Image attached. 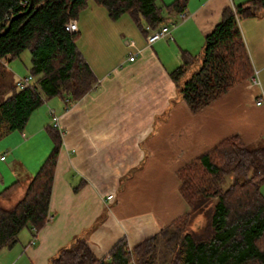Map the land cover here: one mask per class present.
Wrapping results in <instances>:
<instances>
[{"label":"crops","instance_id":"0c3cea01","mask_svg":"<svg viewBox=\"0 0 264 264\" xmlns=\"http://www.w3.org/2000/svg\"><path fill=\"white\" fill-rule=\"evenodd\" d=\"M244 1L188 0L186 19L165 23L177 22L172 38L149 44L129 14L113 19L106 7L88 0L76 18L77 45L96 84L69 105L50 98L40 106L46 105L41 120L35 119L37 108L11 157L25 165L29 181L53 147L47 131L53 109L62 141L52 218L37 233L22 229L17 242L0 251V264H49L78 237H85L99 258L108 257L122 238L131 249L189 211L180 192L182 167L233 134L246 144L264 139V101L257 103L264 93V13L239 20L259 84L245 80L193 112L170 77L183 52H202L224 8ZM125 36L130 37L126 49ZM131 54H136L133 61ZM43 134L49 143L44 148L34 142ZM6 160L7 154L0 160V187L5 188L20 181ZM109 194L114 198L106 200Z\"/></svg>","mask_w":264,"mask_h":264},{"label":"trees","instance_id":"16d2710c","mask_svg":"<svg viewBox=\"0 0 264 264\" xmlns=\"http://www.w3.org/2000/svg\"><path fill=\"white\" fill-rule=\"evenodd\" d=\"M94 1L106 7L113 19L129 14L147 35L175 19L188 0L167 4L159 0ZM87 4L88 0H0V138L23 130L46 98L59 97L69 105L66 98L76 101L96 84V76L77 45V31L66 29ZM261 13L264 0L225 7L220 21L205 36L202 52L197 56L182 53L181 63L170 77L190 110H201L254 75L239 20ZM27 49L36 80L32 87L19 89L4 80L2 61ZM47 131L52 150L23 194L11 205H4L21 184L19 180L0 192V251L12 247L22 229L38 232L47 222L62 141L58 128L48 125ZM178 177L190 209L159 233L131 249L122 238L103 258L94 254L85 237H78L51 257L49 264H264V196L260 190L264 139L246 144L233 134L182 167ZM209 205L204 224L186 230L184 224Z\"/></svg>","mask_w":264,"mask_h":264},{"label":"rangeland","instance_id":"374dc122","mask_svg":"<svg viewBox=\"0 0 264 264\" xmlns=\"http://www.w3.org/2000/svg\"><path fill=\"white\" fill-rule=\"evenodd\" d=\"M171 1L172 0H159L158 3L162 4L164 2L168 3ZM129 38L130 37H128V36L121 38V41H123V43H124V49H126L125 47H127L125 42L127 40L129 41L130 40ZM77 41H78V38L76 39V42ZM119 45H120V43H119ZM2 62L6 68L5 74L3 75L5 78L4 80H6V81H12L15 83V80H17L19 78L32 75L31 74V53L28 49L24 50L19 56L15 57L11 60H7V65H6V63H4V61H2ZM254 76H255V73L250 79L252 80ZM35 80H36V78L33 76L32 82L34 83ZM56 98H59V97H56ZM46 101L50 102V99L46 98L45 102ZM42 105H40V106H42ZM40 106L38 107L39 110H36V114H35V119H37V120H41L42 116H41L40 112L41 111L43 112L46 109V105H44L42 108H40ZM44 135L46 137V134H43V137L39 135V136H37L36 140H34V142L37 143V145L39 147L42 146L43 148L46 146V144H47V146L49 144L48 142L46 143V141L44 140ZM21 138H22V133L20 130L12 131V132H10V134H7L6 136L0 138V155L1 154H7V160L5 162L9 163V164L12 163V166L14 167V169H10V171L12 172L13 170H15V173L18 175V179H20V181H21V184L12 192L11 198L7 201H4V205H6V206L11 205L13 202H15V200H17V198H19L23 194V192L25 190V186L28 183V181H26L24 174H23V171H25V168H24L25 165L21 161H19L18 163H15L16 160H14L12 162L13 158H11L13 156V149L15 148L16 145L19 144L18 142L20 141ZM50 148H52V146ZM26 155H27V157L28 156L31 157L32 152L29 151L26 153ZM48 155H49V153H48ZM24 158H26V157H24ZM230 180H231V178L229 176L226 179V184L228 182H230ZM0 184H1V181H0ZM4 188H5L4 186L0 187V192ZM260 190H261L262 195L264 196V181L261 183ZM214 202L215 201L212 200L211 204H213ZM210 209L211 208L209 205L205 208V210L202 212L201 215L197 216L194 219H190V221H188L186 223L184 222L185 223L184 224L185 229L188 231H191L193 228L199 229V227L197 228V226H202L204 224V222L208 219ZM160 246H161V243H160L159 247ZM159 251H161V250H159Z\"/></svg>","mask_w":264,"mask_h":264},{"label":"built area","instance_id":"2783aa9c","mask_svg":"<svg viewBox=\"0 0 264 264\" xmlns=\"http://www.w3.org/2000/svg\"><path fill=\"white\" fill-rule=\"evenodd\" d=\"M23 4H25V1H23ZM186 17H187V13L184 11H182L178 14L179 20H184V19H186ZM7 19H8V16H6L4 20L7 21ZM176 24H177V22H173L170 24H163L160 27H158L157 29L151 30L146 35L147 42L149 44H152L153 42H155L159 39H162V38H172L171 29H172V27L176 26ZM66 29L70 32H76L78 30L77 21L76 20H70L66 24ZM135 57H136V54H131L128 59L133 61L135 59ZM7 60H9V56L3 60L4 63H6V65H7ZM32 81H33V75H29V76H25V77H22V78L15 80V85L19 89H24L26 87H32L34 84ZM252 81L255 84H259V79H258L256 72H255V76L253 77ZM66 101L70 102V100L68 98H66ZM263 101H264V93H262V98L259 99L257 101V103L261 104V103H263ZM50 114H51L52 125L58 129H60L59 116L54 112L53 109H50ZM5 158H6V154L0 155V160H4ZM113 198H114V195L109 194V195H107L106 200H111ZM51 218H52V214L49 211L47 221H49ZM33 231H34V233H37V231L35 229H33Z\"/></svg>","mask_w":264,"mask_h":264}]
</instances>
